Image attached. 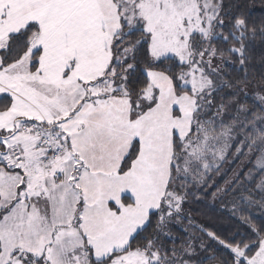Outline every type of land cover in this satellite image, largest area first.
Returning a JSON list of instances; mask_svg holds the SVG:
<instances>
[{
    "label": "snow or ice",
    "instance_id": "1",
    "mask_svg": "<svg viewBox=\"0 0 264 264\" xmlns=\"http://www.w3.org/2000/svg\"><path fill=\"white\" fill-rule=\"evenodd\" d=\"M0 264H264V0H0Z\"/></svg>",
    "mask_w": 264,
    "mask_h": 264
}]
</instances>
